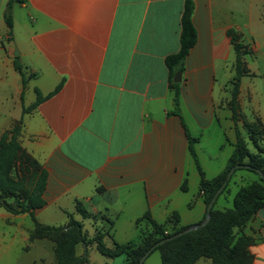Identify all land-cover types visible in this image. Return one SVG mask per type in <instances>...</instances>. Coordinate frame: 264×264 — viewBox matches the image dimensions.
Returning <instances> with one entry per match:
<instances>
[{"label":"crops","instance_id":"crops-1","mask_svg":"<svg viewBox=\"0 0 264 264\" xmlns=\"http://www.w3.org/2000/svg\"><path fill=\"white\" fill-rule=\"evenodd\" d=\"M7 1L0 0V136L21 120L19 143L47 172L46 204L35 211L37 222L64 227L73 219L87 239L108 231L107 247L136 245L150 233L146 220L136 222L146 211L155 221L165 219L166 232L198 224L205 205L199 179L196 194L188 197L189 178L199 174L187 133L199 159L198 146L214 123L232 140V151L237 132L254 151L245 122L258 121L264 129V88L258 82L264 70L245 60L264 43V0H190L197 42L184 61L177 112L164 60L179 50L185 0H22L13 5L11 36L3 21ZM229 30L246 52L236 121L229 107L236 61ZM16 57L34 75L24 87L13 66ZM58 85L54 95L22 113L35 101V88L46 96ZM186 201L194 210L187 221L176 212ZM77 202L90 217L77 212ZM91 218L103 223L93 229L87 225ZM32 229L28 214L0 207V264H56L53 243L31 241ZM241 233L251 240L252 264H264V209ZM85 250L86 264H92L96 245L79 243L75 255ZM120 257L126 264V255ZM116 258L106 259L115 264Z\"/></svg>","mask_w":264,"mask_h":264},{"label":"trees","instance_id":"trees-1","mask_svg":"<svg viewBox=\"0 0 264 264\" xmlns=\"http://www.w3.org/2000/svg\"><path fill=\"white\" fill-rule=\"evenodd\" d=\"M16 3L21 4L22 0H8L3 11V21L8 36H11L13 30V5ZM193 8L192 1L185 0L180 19L179 50L164 60L168 71L169 85L174 91L173 108L175 112L179 111V84L174 83L173 78L175 74L182 73L184 61L197 42V33L192 22ZM227 36L236 53L235 75L231 81L233 90L229 102L232 119L236 121L238 117L236 101L238 83L240 78L247 74L243 61L246 52L235 31H227ZM13 66L24 87L34 75L26 71L18 57L14 59ZM59 88L60 85L46 96H43L35 88V101L27 108H23L22 113L34 110L41 102L54 95ZM21 124L22 122L19 120L13 128L0 136V207L13 215H29L33 222V229L29 234L30 240H50L54 245L56 264H86V250L80 257L75 255V247L79 243L84 244L85 247L94 243L98 252L106 258L113 259L126 255V264H139L141 257L151 247L189 227L183 226L166 232L168 225L158 223L152 218L150 212L146 211L136 222L146 220L151 227L150 233L144 234L136 245H120L114 242L112 247H107L104 238L109 234L108 231L98 230L94 237L87 239L83 233L82 225L73 219H70L64 227L38 223L35 211L43 208L46 204L44 197L48 175L45 169L22 149L19 143ZM244 128L254 151L247 148L245 141L237 132L236 143L226 166L220 174L212 179L205 178L194 149V139L187 133L188 150L199 174V191L205 209L216 191L225 182L229 171L237 165H242V167L233 171L225 187L219 193L210 211V219L206 226L154 247L151 252H159L161 264H195L199 259L209 260L210 264H252L253 257L248 253L251 240L244 236L241 230L253 215L264 209V180L258 174V171L264 174V129L258 121L245 122ZM240 170L257 175L258 180L238 189L234 195L231 209H215L218 198L227 190L233 175ZM181 190L185 191L186 187L183 185ZM76 210L83 218L91 216L80 202H77ZM204 215L201 221L204 219ZM172 218L178 221L177 213H173Z\"/></svg>","mask_w":264,"mask_h":264},{"label":"rangeland","instance_id":"rangeland-1","mask_svg":"<svg viewBox=\"0 0 264 264\" xmlns=\"http://www.w3.org/2000/svg\"><path fill=\"white\" fill-rule=\"evenodd\" d=\"M260 42L259 45L256 46L258 50V54L256 56L248 55L245 57V60L249 63L253 62L254 63L253 68L254 69L259 68V72H262L264 70V63H263L264 43L261 40ZM217 78H218V83L221 84L222 82L221 79L219 77ZM259 80L258 82L264 88V76L263 79L261 78V80L260 81ZM231 142L232 140H230L226 135L223 134V132L219 129L217 123H214L212 127L207 131V138H203L201 140V143L198 146V155H199L198 161L207 179H212L218 174H220L223 168L226 166L227 160L233 152L232 147L230 146ZM248 148L252 149L250 144L248 145ZM198 179L199 178L197 176L189 178V189H190V194L188 196L189 198L193 194H196L197 192ZM257 180H258V176L251 172L243 171V170L237 171L231 178L230 182L228 183L227 190L224 193H222L219 199L217 200L215 204V209L217 210L231 209L234 195L238 191V186L240 187L246 186L247 184ZM187 204H188L187 201L180 203L176 211L181 216V218L186 221L193 218L194 215L193 214L194 210L193 209L190 210ZM155 214L157 215V213ZM156 221L163 223L165 219L158 218ZM101 223H103V220L100 218H98L97 220L91 218L90 221H87V225L88 226L92 225L93 229L99 228ZM144 227H145L144 225H141L142 229H144ZM133 238H135V234ZM110 261L111 260L106 259L104 256H102L96 251L93 254H91V257L89 259V263L92 264H110ZM114 261L115 264H123L121 262L123 261V257L116 258ZM143 264H161L159 252L158 251L151 252L146 257Z\"/></svg>","mask_w":264,"mask_h":264},{"label":"water","instance_id":"water-1","mask_svg":"<svg viewBox=\"0 0 264 264\" xmlns=\"http://www.w3.org/2000/svg\"><path fill=\"white\" fill-rule=\"evenodd\" d=\"M14 55H15V56H18L17 51L14 52ZM173 82L176 83V84H179V83L181 82V73H177V74H175V76H174V78H173ZM239 167H242V165H237V166L233 167V168L229 171V173H228V175H227V177H226L225 182L219 187V189L216 191V193L214 194V196L212 197V199L210 200V202H209L208 205L206 206L204 219H203L200 223H198V224H194V225H191V226L187 227L185 230L180 231V232H178V233L172 235L171 237L166 238V239L161 240L160 242H158L156 245H154L153 247H151V249H149V250H148V251H147V252L141 257V259H140V261H139V264H143V263H144L146 257H147V256L149 255V253L154 249V247H156V246H158V245H160V244H163L164 242H168V241L174 240V239H176V238H179V237H181V236H183V235H185V234H188V233H190V232H193V231L199 230V229L203 228L204 226H206L207 223L209 222V219H210V211H211V209H212V207H213V204H214L216 198L218 197L219 193H220V192L223 190V188L225 187V185H226L227 181L229 180V178L231 177L233 171H234L236 168H239ZM245 167H246V166H245ZM258 174H259V176L264 180V174L261 173V172H259V171H258Z\"/></svg>","mask_w":264,"mask_h":264}]
</instances>
